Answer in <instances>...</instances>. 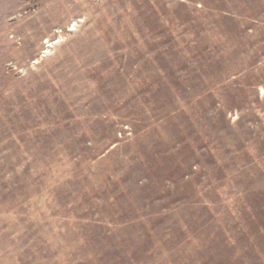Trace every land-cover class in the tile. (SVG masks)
Instances as JSON below:
<instances>
[{
  "label": "rangeland",
  "instance_id": "rangeland-1",
  "mask_svg": "<svg viewBox=\"0 0 264 264\" xmlns=\"http://www.w3.org/2000/svg\"><path fill=\"white\" fill-rule=\"evenodd\" d=\"M0 264H264V0H0Z\"/></svg>",
  "mask_w": 264,
  "mask_h": 264
}]
</instances>
